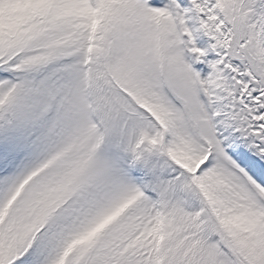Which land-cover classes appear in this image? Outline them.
Instances as JSON below:
<instances>
[{
    "label": "snow or ice",
    "instance_id": "6c2138e0",
    "mask_svg": "<svg viewBox=\"0 0 264 264\" xmlns=\"http://www.w3.org/2000/svg\"><path fill=\"white\" fill-rule=\"evenodd\" d=\"M0 12V264H264V0Z\"/></svg>",
    "mask_w": 264,
    "mask_h": 264
},
{
    "label": "rangeland",
    "instance_id": "374dc122",
    "mask_svg": "<svg viewBox=\"0 0 264 264\" xmlns=\"http://www.w3.org/2000/svg\"><path fill=\"white\" fill-rule=\"evenodd\" d=\"M0 15H2V12H0Z\"/></svg>",
    "mask_w": 264,
    "mask_h": 264
}]
</instances>
